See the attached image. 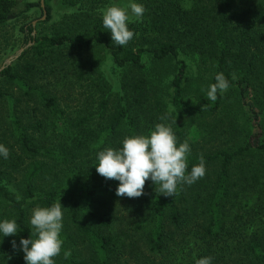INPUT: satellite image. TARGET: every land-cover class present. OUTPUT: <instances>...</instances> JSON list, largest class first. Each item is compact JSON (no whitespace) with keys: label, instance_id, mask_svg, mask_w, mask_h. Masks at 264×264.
I'll use <instances>...</instances> for the list:
<instances>
[{"label":"trees","instance_id":"obj_1","mask_svg":"<svg viewBox=\"0 0 264 264\" xmlns=\"http://www.w3.org/2000/svg\"><path fill=\"white\" fill-rule=\"evenodd\" d=\"M138 2L146 10L128 25L134 38L123 47L111 42L101 13L127 0H59L55 9L45 2L53 32L33 33L31 22L21 28L31 44L19 60L31 54L61 66L67 54L64 65L80 74L82 57L99 46L117 82L104 80L96 119L68 117L49 88L29 84L14 64L0 70V79L34 99L41 114L32 126L12 107L22 100L10 102L12 93L0 89L11 106L0 119V143L10 152L0 158V219H15L20 231L0 243L6 264H25L11 241L31 234L33 208L56 202L64 207V227L55 264H194L204 256L213 264H264V0ZM35 6L41 9L39 1L0 0V27ZM191 62L208 73L206 89L218 72L229 80L216 102L206 93L190 99ZM164 63L167 74L154 75ZM235 106L242 130L217 146L227 134L211 121ZM157 123L189 142L188 171L204 158V177L178 185L173 197L151 181L139 198L116 196L119 181L97 174L96 154L120 148L126 136L147 135ZM193 131L213 135L215 149L205 148L207 141L196 148Z\"/></svg>","mask_w":264,"mask_h":264},{"label":"clouds","instance_id":"obj_2","mask_svg":"<svg viewBox=\"0 0 264 264\" xmlns=\"http://www.w3.org/2000/svg\"><path fill=\"white\" fill-rule=\"evenodd\" d=\"M145 7L138 0H127L124 6L113 4L102 10L103 28L110 33L111 42L116 46H126L134 38L128 25L140 22ZM230 87L223 72L214 76L206 90V98L217 101V93L223 94ZM163 119V118H162ZM191 146L188 141L178 142L171 126L157 123L147 135H130L122 140L120 148H105L96 154L95 169L105 179L119 181L115 190L118 197L139 198L144 194L146 181L158 187L160 194L173 197L178 185H192L204 177L205 160L201 156L199 164L188 171V156ZM10 155L6 145L0 143V158ZM63 206L61 202L51 206H37L29 217L31 234L20 237L19 243L13 239V250L23 252L25 264H55L63 245ZM20 231L15 219H0V243L7 236H15ZM70 253L65 251V258ZM0 264L4 261L0 259ZM194 264H213L212 256L195 259Z\"/></svg>","mask_w":264,"mask_h":264},{"label":"rangeland","instance_id":"obj_3","mask_svg":"<svg viewBox=\"0 0 264 264\" xmlns=\"http://www.w3.org/2000/svg\"><path fill=\"white\" fill-rule=\"evenodd\" d=\"M27 1L38 2L39 0ZM45 2L55 9L59 0H44V4ZM41 17L42 9L35 6L21 16L12 17L0 27V68L9 57L17 55L9 64H14L15 70L29 84L44 85L49 88V91L58 97L59 104L66 111L68 117H89L91 115V117L96 119L99 115V102L101 97L106 95L107 92L104 80L107 82V79H109L113 84L117 82L115 76L111 73L113 70L110 67L106 50L97 46L86 53L82 57L83 62H81V65L77 66V70H81L80 74L73 71L71 67L64 65L68 62L67 54L64 55L62 60V63H64L61 66L59 64L52 66L50 63L48 64V60H39V58H35L31 54H27L19 60L18 57L29 46L25 40L24 32L21 29L25 24L36 21L34 25V33L36 34H50L53 32L51 20L45 21L46 16L41 20ZM155 68L156 70L153 71L154 75L164 76V74H167L166 63ZM190 68L192 77L187 89L190 99H193L200 94L206 93L207 89L204 85H206L208 73L199 70L192 62L190 63ZM107 83L110 84L109 82ZM0 89L3 92L12 93L10 102L18 97L22 100V102L17 103L16 106L12 105V107L22 112L24 120L34 126L41 115L40 112L35 111V109L39 108V105L35 103L34 99H28L16 84H9L1 79ZM111 89L112 87L109 86V91ZM2 99L4 98H0V119H3L11 110V106H8ZM240 116L241 112L235 106V108L228 110L227 113H220L217 118L211 121L219 127V131L226 132L227 134L226 136L220 137L221 140H219L218 145L212 140L214 139L213 135H209L208 132L205 137L200 138L201 135L199 132L193 131L190 135V140L194 141L196 148H201L203 143L207 141L205 148L215 149L216 145L219 146L226 143L225 141L232 140L242 130ZM28 162L29 159L25 157L24 161L20 164V169L25 164H28ZM14 179L15 181H19L20 176L15 174ZM261 219L264 222V215H262ZM7 241H10L8 236L3 238V242ZM181 250L183 251V249ZM54 259L55 263H57L58 258L55 257ZM4 264H6V261H4Z\"/></svg>","mask_w":264,"mask_h":264},{"label":"water","instance_id":"obj_4","mask_svg":"<svg viewBox=\"0 0 264 264\" xmlns=\"http://www.w3.org/2000/svg\"><path fill=\"white\" fill-rule=\"evenodd\" d=\"M39 4H40V7H41V9H42V17H41V20H43V19L45 18V16H46V9H45V5H44V0H39ZM35 22H36V21H32V25H33V26L35 25ZM33 33H34V32H33ZM30 44H31V43H28V45H30ZM21 50H22V49H21ZM21 50H20V51H21ZM16 57H17V55L12 56V57H9V58L5 61L4 65L1 66L0 70H1L4 66L8 65V64L11 62V60L14 59V58H16Z\"/></svg>","mask_w":264,"mask_h":264}]
</instances>
